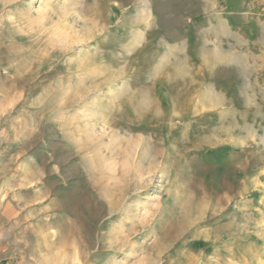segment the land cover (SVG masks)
I'll list each match as a JSON object with an SVG mask.
<instances>
[{
	"label": "rangeland",
	"instance_id": "374dc122",
	"mask_svg": "<svg viewBox=\"0 0 264 264\" xmlns=\"http://www.w3.org/2000/svg\"><path fill=\"white\" fill-rule=\"evenodd\" d=\"M204 4L0 0V264H264V97L193 92Z\"/></svg>",
	"mask_w": 264,
	"mask_h": 264
},
{
	"label": "crops",
	"instance_id": "0c3cea01",
	"mask_svg": "<svg viewBox=\"0 0 264 264\" xmlns=\"http://www.w3.org/2000/svg\"><path fill=\"white\" fill-rule=\"evenodd\" d=\"M201 1L205 4L198 11L182 13L193 35V54L195 46L201 50L192 64L200 68L196 77L192 74L193 92L204 106L215 105L210 99L219 104L230 98H263L264 0ZM196 113L207 110L200 107Z\"/></svg>",
	"mask_w": 264,
	"mask_h": 264
}]
</instances>
